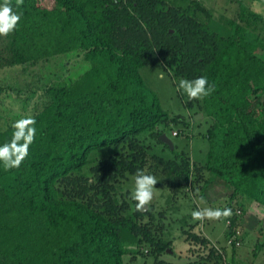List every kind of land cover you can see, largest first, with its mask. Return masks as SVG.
I'll list each match as a JSON object with an SVG mask.
<instances>
[{
  "label": "trees",
  "instance_id": "obj_1",
  "mask_svg": "<svg viewBox=\"0 0 264 264\" xmlns=\"http://www.w3.org/2000/svg\"><path fill=\"white\" fill-rule=\"evenodd\" d=\"M12 5L22 16L12 33L0 36V97L7 91L6 68L27 71L75 52L89 69L73 80L55 73V85L27 95V104L37 101L26 116L36 121L34 142L19 168L5 171L0 164V264H126L131 245L146 247L138 252L146 263L174 264L162 258L171 248L159 230L164 213L151 224L145 219L153 222L155 214L135 211L130 199L138 169L174 198L205 196L213 184L227 187L232 215L225 236L240 233V246H230V264H236L243 214L252 203L264 208V38L234 20L229 30L214 29L212 13L199 0ZM244 14L241 7V20ZM157 65L174 77L205 76L215 91L189 103L195 115H171L141 75ZM198 114L210 124L198 135L209 145L202 159L161 140L171 125H181L174 137L185 133ZM12 132L11 126L0 131V145ZM145 136L162 149L144 144ZM186 235L189 252L200 259L185 264H226L224 251L201 230ZM255 249L258 258L264 243Z\"/></svg>",
  "mask_w": 264,
  "mask_h": 264
},
{
  "label": "rangeland",
  "instance_id": "obj_2",
  "mask_svg": "<svg viewBox=\"0 0 264 264\" xmlns=\"http://www.w3.org/2000/svg\"><path fill=\"white\" fill-rule=\"evenodd\" d=\"M199 1L212 13L213 22L211 25L214 29L218 27L222 32L225 27L228 29L229 22L234 20L241 26L264 38V5L261 3L253 0ZM1 3H3V0H0ZM241 7L245 11L244 20L239 18ZM255 15H261L263 18L255 21ZM60 62L61 64H59ZM87 69H89V64L82 57L77 56L75 52L27 67V71H23L21 67L4 69L1 78L3 86L7 88V91L0 97V131L7 129L16 120L30 115L37 101L34 98L27 104V95L29 94L30 98L32 91L37 86L55 85V73L66 80H73L78 78ZM141 75L147 89L158 96L165 112L182 117L195 115L196 109L189 110L187 108L192 101L188 100L186 94L177 91L180 77L172 76L161 65L142 68ZM39 92V94L42 93L41 90ZM261 101L264 102V94L261 95ZM209 127L210 124L206 118H203L202 114H198L195 116L193 125L185 133L174 137L173 133L178 132L181 125H171V127L166 128L165 134L179 150L185 151L191 156L194 155L196 159H202L207 154L209 145L204 139H199L198 135H205ZM141 140L144 144H151L152 148H155L158 152L163 147L156 139L147 136L141 137ZM163 155L169 157L172 156V153L165 151ZM131 185L134 187V182ZM228 193L229 190L224 185L213 184L205 192V196H201L202 192H196L189 193L188 196L180 194L177 198H174L172 192L165 186H159L158 184L154 186L153 199L147 206V210L143 213L151 210L155 214L153 222L150 220V217L145 219L151 224L158 222L160 219L159 215L164 213L162 227L159 230H163L161 237L171 244V248L168 250L167 255L162 256L163 260L174 264L199 261V257L189 252L193 245L188 243L185 238L187 237V231L197 233L201 230L211 240L212 245L217 250L224 251L226 264H230L233 261V250L227 244L225 236L227 228L226 218L220 220L205 219L201 222L193 221L191 216L193 211L203 208H226L229 202ZM192 225L194 227H191ZM240 226H242V233L245 234V238L234 258L236 264H264V251L258 252V258L254 256V252H257L255 247L264 243V208L255 203L249 205L245 214H243ZM129 250L134 254H130L126 258V264L133 263L132 260H134L135 255L134 262L136 264L146 263L138 253L143 250L145 254L147 252L146 247L139 248L137 245H131ZM147 261L148 263L146 264L153 263L152 260Z\"/></svg>",
  "mask_w": 264,
  "mask_h": 264
},
{
  "label": "clouds",
  "instance_id": "obj_3",
  "mask_svg": "<svg viewBox=\"0 0 264 264\" xmlns=\"http://www.w3.org/2000/svg\"><path fill=\"white\" fill-rule=\"evenodd\" d=\"M24 0H15V6L20 8ZM22 13L13 11L12 0H3L0 4V36L7 37L17 27ZM177 91L186 94L189 101L202 100L215 91L214 85H209L205 76L193 80H179ZM36 121L32 117L16 120L12 125V137L9 142L0 145V164L5 171L19 168L29 154V147L34 142L36 135ZM155 176L147 174L144 170H137L134 190L130 199L135 202V211L144 212L153 199V188L157 184ZM232 215L230 208H203L191 213L193 221L220 220Z\"/></svg>",
  "mask_w": 264,
  "mask_h": 264
},
{
  "label": "built area",
  "instance_id": "obj_4",
  "mask_svg": "<svg viewBox=\"0 0 264 264\" xmlns=\"http://www.w3.org/2000/svg\"><path fill=\"white\" fill-rule=\"evenodd\" d=\"M174 135H176V133H174ZM239 216L241 215L239 211L236 212ZM231 222L228 221L227 222V226H230ZM240 235V233L237 231L236 234L231 235L228 239H227V244L229 246H231L234 242H236V246H240V241L238 240V236Z\"/></svg>",
  "mask_w": 264,
  "mask_h": 264
},
{
  "label": "water",
  "instance_id": "obj_5",
  "mask_svg": "<svg viewBox=\"0 0 264 264\" xmlns=\"http://www.w3.org/2000/svg\"><path fill=\"white\" fill-rule=\"evenodd\" d=\"M161 140H162L165 144L169 145L171 149L174 148V144H173V142H172V141L166 136V134H163V135H162Z\"/></svg>",
  "mask_w": 264,
  "mask_h": 264
}]
</instances>
